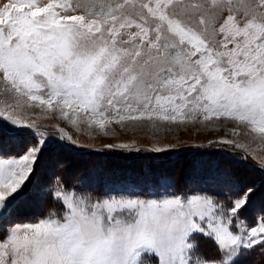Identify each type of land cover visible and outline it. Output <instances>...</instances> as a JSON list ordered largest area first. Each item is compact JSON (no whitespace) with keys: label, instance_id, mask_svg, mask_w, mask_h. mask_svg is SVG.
<instances>
[{"label":"snow or ice","instance_id":"1","mask_svg":"<svg viewBox=\"0 0 264 264\" xmlns=\"http://www.w3.org/2000/svg\"><path fill=\"white\" fill-rule=\"evenodd\" d=\"M178 8L200 12L203 5L198 0H0V99L5 101L0 105V264H151L145 255L158 258V264H239L255 245L264 248V199L253 210L255 186L235 182L224 204L202 190L154 196L113 190L94 196L65 190L56 177L51 194L62 211L16 221L26 201L47 194L33 183L37 162L57 144L75 143L62 129L50 135L14 118L22 102L37 101L51 110L59 101L62 110L86 113L87 123L100 129L113 121H149L155 127V121L223 117L264 144V0H208L209 11L226 15L218 28L214 15L202 16V30L182 21ZM210 25L220 37L216 45L207 39ZM27 135L32 139L24 142ZM213 143L240 152L244 163L252 151L232 140ZM12 144L20 146L16 155L5 151ZM198 235L212 238L219 255L197 257Z\"/></svg>","mask_w":264,"mask_h":264},{"label":"rangeland","instance_id":"2","mask_svg":"<svg viewBox=\"0 0 264 264\" xmlns=\"http://www.w3.org/2000/svg\"><path fill=\"white\" fill-rule=\"evenodd\" d=\"M137 2L138 0H132V3ZM185 2L191 3L194 0H185ZM198 2L203 5L200 12L178 8L176 11L179 18L193 28L202 30L203 26L199 24L201 17L203 16L207 19L208 16L214 15L215 27L218 28L226 12H221L218 9L209 11L208 0H198ZM241 18H243L242 14ZM132 31H135V29ZM123 38L127 39V36L124 35ZM207 39L213 45L218 44L220 40L219 36H213V27L211 25L209 26ZM24 99L25 101L27 100V98ZM4 103L5 101L0 99V105ZM63 112H67V118L63 115ZM12 114L14 118L33 123L36 127L47 130L50 135L62 129L75 142L57 144L49 150L42 162H37L39 164V170L38 172L34 171L32 174V176L36 177L33 183L43 188L47 194L26 201L16 214L17 222H31L37 218L46 217L51 211H55L57 214L62 211V203L57 202L51 194L57 187L55 183L56 177L61 179V186L65 190H82L85 193H92L94 196H100L105 192L113 190H134L138 193H145L148 196H154L157 193L164 194L166 191L184 192V190L176 191L174 187L175 178L172 179L166 174H151L147 171L141 172L138 166L134 168L115 161L112 162L124 168L121 167L113 169L114 171L112 170V172H108L103 168L104 164L102 162V160H107L106 158L102 159L99 155H93L86 161L83 156L75 155L77 152L89 150L119 153L126 157L129 156L135 161L155 155L168 161L169 164H166V169L168 168L167 166L177 168V165L182 163L180 161L174 166V163H177V161H175V157L173 156L179 155L180 153L187 151H212V153H216L219 157L230 159L233 164L247 165V169L255 173L254 175L249 174L253 176L249 185L255 186L257 197L260 199L257 200L258 198H256L253 210L259 209L262 199H264L261 195L264 194V167H262V162H264V144L254 141L252 139L254 134H246L247 129L243 125H239L238 122L223 117L219 119L214 117L212 120L203 121L202 116H198L196 121H186L184 124H168L155 121V127H152L151 124L153 122L149 121L135 123L122 122L120 124L113 121L111 124L106 125L104 129H100L97 124L89 125L87 123L88 114H74L71 109L67 108L62 110V105L59 101L54 103L51 110L46 105H39L37 101L22 102L20 108L16 109ZM72 120L76 121L75 124L72 123ZM31 139V135H27L24 138V142H28ZM222 139L232 140L234 143L244 144L250 147L252 151L247 154V162L244 163L239 160L240 152L233 154L226 151L230 147L229 145L214 146L213 142H218ZM120 144H128L130 147L128 149H121L118 147ZM109 145L113 147L108 148L107 146ZM157 147L168 150L157 153L153 150ZM5 151L8 155H16L20 151V146L19 144L8 145ZM207 156L209 155L202 154L203 162L198 165L194 164L195 168L193 172H195V176L193 175L194 177L191 178L192 188H189L188 193L200 192L201 190L207 194L208 192H215L217 196H222V198H218V201L227 204L228 200L225 194L228 192L229 186L235 181H232L222 172L215 171V168H212L210 171L207 170L206 167L215 166L213 158ZM83 159H85L89 170H83L79 177H77L75 174L85 164ZM76 165L80 168L79 170L73 168ZM154 167L153 169H158L157 166ZM241 169L238 168L239 172L247 171L243 167ZM200 171H209L207 172L208 176L203 177L202 174L200 175ZM31 178L30 176V180ZM76 178L77 180L74 181ZM235 183L238 184V182ZM47 205L50 208L49 211L45 210ZM38 214L43 216H39ZM9 226L7 224L3 225L6 228ZM196 242L198 244L197 257L210 258L219 255L218 245L212 238L198 235ZM261 251H264V248H261L260 245H255L239 258V264H256L253 263L252 258L250 260L248 259V261H242V259L246 256L253 257V253H261ZM142 259L150 260L151 264H158V258L155 256L149 257L145 255Z\"/></svg>","mask_w":264,"mask_h":264},{"label":"trees","instance_id":"3","mask_svg":"<svg viewBox=\"0 0 264 264\" xmlns=\"http://www.w3.org/2000/svg\"><path fill=\"white\" fill-rule=\"evenodd\" d=\"M202 154L209 155L207 157L213 158V160L215 162V166L214 165L212 167L208 166V167H206L207 170L210 171V170H212V168H215V171L218 170V171L222 172L224 175L228 176L232 181L234 180L235 182H238V184L241 186H248L252 177H253V176H250L249 174H252V175L255 174L253 172H250V170H247L245 172L244 171L239 172L238 168L241 169L243 167V168L247 169L248 166L243 165V164L242 165L233 164V162H231L230 159L219 157L218 155H216V153H212V151L211 152H208V151L207 152H205V151H203V152H201V151H187V152L180 153L179 155L173 156L176 158L175 161H177V163H174V166L176 164H178L180 161H182V163L180 165H177V168H175V167L171 168V167L167 166L168 167L167 169L165 168V166H166V164H169L168 161L164 160L163 158L156 157L155 155L151 156V157H144L143 159H140L138 162L129 158V157H126L125 155L122 156L119 153L100 152V151H95V150H89V151H85V152H77L75 155L83 156L86 159V161H87V159H89V157L91 158L93 155H99L100 158H102V159L106 158L107 160H102V162L104 164L103 168L106 169L108 172H112L113 169H118V168L122 167L120 165H115L114 162H112V161H115V162L125 164L126 166L131 165L134 168L138 166L140 168L141 172L147 171V172H150L151 174H153V173L154 174H160V173L166 174V175L170 176L172 179L175 178L174 179V187H175L176 191H183V190L188 191L189 188H192L191 178H193L195 176V172H193L194 168H195L194 164L198 165L199 163L201 164V162H203L202 161ZM85 159H83L85 164H83L84 166L80 167L81 169L78 168L77 165L75 167L73 166V168H75V169H78V170L80 169L78 171V173L75 174V175H77V177H79V175L83 172V170L84 171L89 170L88 165H86ZM112 159H114V160H112ZM171 160H173V158H171ZM132 162H134V164ZM135 164H136V166H135ZM154 166H157L158 169L157 170L153 169V168H155ZM122 168H124V167H122ZM209 171H207V172H209ZM200 172H201L200 175L202 174L203 177L208 176L207 172H205V171L204 172L200 171ZM67 176H68V174H67ZM76 180H77V178L74 181H76ZM74 184H76V182H74ZM212 193H215V192H208V194H212ZM219 197L222 198V196L218 195L217 198H219ZM259 199L260 198H258L257 200H259ZM45 210H47V211L50 210L48 205L45 207ZM38 215L43 216L41 214H38ZM252 255H253V257H251V256L244 257L242 259V261H246V260L248 261V259L250 260L252 258L253 263L264 264V251H261V253L255 252Z\"/></svg>","mask_w":264,"mask_h":264},{"label":"bare ground","instance_id":"4","mask_svg":"<svg viewBox=\"0 0 264 264\" xmlns=\"http://www.w3.org/2000/svg\"><path fill=\"white\" fill-rule=\"evenodd\" d=\"M61 149H62V147H61ZM87 154V153H86ZM123 156V155H122ZM129 157V156H128ZM130 158V157H129ZM137 158V157H136ZM118 159V158H117ZM138 159V158H137ZM176 159V158H175ZM122 160V159H121ZM183 160V159H182ZM123 161V160H122ZM138 162V161H137ZM133 164H134V162H132ZM138 164V163H137ZM129 165V164H128ZM136 165V164H135ZM129 166H131V165H129ZM75 167V166H74ZM133 167V166H132ZM248 170V169H247ZM154 174V173H153ZM264 177V176H263Z\"/></svg>","mask_w":264,"mask_h":264}]
</instances>
